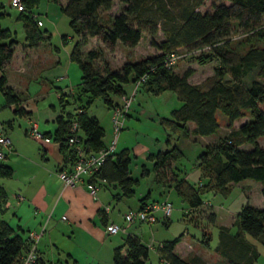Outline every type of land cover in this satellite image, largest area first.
I'll list each match as a JSON object with an SVG mask.
<instances>
[{"label": "trees", "instance_id": "obj_1", "mask_svg": "<svg viewBox=\"0 0 264 264\" xmlns=\"http://www.w3.org/2000/svg\"><path fill=\"white\" fill-rule=\"evenodd\" d=\"M34 1L22 0L24 9L19 11L25 22L28 46L35 45L43 32L38 31V19L29 11ZM204 1L119 0L123 4L122 11L109 15L107 19H101L98 10L109 9L113 0H65L59 4L60 12L68 18L69 28L79 37L69 52V59L79 65L82 74L76 91L68 94L76 105L75 112L57 115L54 132L43 134L57 143L60 152L69 155L67 167L75 162L76 145H82L88 151L108 146L99 120L87 111L90 103L99 98L112 111L121 105V96L127 91L126 84L132 85L146 73L147 77L139 87L155 94L173 91L181 102L169 116L159 118V125L168 136L211 135L218 128V111L226 117L229 127L246 117L214 145H207L198 153V168L205 182L193 185L178 176L175 162L184 155L178 142L154 156L151 169L154 181L173 186L190 209L203 205V193L213 191L226 197L233 184L246 179L259 183L264 196V147L258 143V138L264 136V0H214L220 3L213 4L210 12H201L198 8ZM236 29L242 34L234 39L231 33ZM159 31L162 39L151 40V43L160 53L125 64L121 72L106 70L100 74L92 66L98 53L88 51L87 59L81 55L80 47L85 43V37H95L108 51H113L117 43L131 48L139 43L144 33L154 37ZM15 43L9 31L0 27V92L7 104L17 100L12 90L5 86L2 73L13 55ZM205 46L209 51H201L193 57L200 63L215 58L219 66L201 84L188 80L190 69L178 74L172 66L165 65V57L177 49L194 51ZM252 70H256V76L245 86L241 80ZM63 96L59 95V102L67 104L69 101ZM14 111L21 112L22 109ZM190 122L193 127L189 126ZM73 124L75 129H72ZM71 137L77 138L76 144L67 142ZM129 163L127 149L111 152L90 181L99 179L114 183L120 188V193L115 196L129 198L134 194L133 187L138 184V179L130 176ZM10 175L11 168L0 163V178ZM6 200L5 191L0 186V264H19L21 253L27 252L29 244L19 228L11 227L1 219ZM146 200L147 195L139 200V208L146 205ZM232 229H235L234 233ZM201 236L202 245L209 248L211 235L202 232ZM248 237L264 249V208L245 203L231 228H218V242L213 252L223 264H255L260 253L247 240ZM181 238L176 237L158 246L159 263L202 264L200 258L185 261L174 253ZM148 254L149 248L137 236L127 235L123 244L114 248L112 264H146ZM33 264L43 263L36 257Z\"/></svg>", "mask_w": 264, "mask_h": 264}, {"label": "crops", "instance_id": "obj_2", "mask_svg": "<svg viewBox=\"0 0 264 264\" xmlns=\"http://www.w3.org/2000/svg\"><path fill=\"white\" fill-rule=\"evenodd\" d=\"M59 4L58 2L50 0L47 12L52 10V15L59 14ZM41 25L42 23L37 26ZM68 38H71V36L59 34L55 31L52 33L43 31L40 39L33 46H28L26 40L24 41L25 44H18L15 40L16 43L13 46V55L8 65L12 66L13 71L19 75L12 78L11 82L8 76L5 75V69L2 71L5 77V86L9 87L12 93L17 97L15 102L7 104L0 92L2 96V106L10 107L14 116L19 118L23 117L25 126L33 120L36 124V128L43 133L52 134L54 132L56 128L54 119L57 115L75 112L76 105L72 103V99L68 97V94H73L76 88H68L66 85L62 87L51 86V84L49 85L47 83L45 89H38L37 95L33 97L29 94L28 85L30 80H37L41 84L44 82L46 83L48 81L47 78L52 77L54 74L57 75V79L65 76L61 69L62 62H72L71 59H69V52L71 51L66 52L62 49V45ZM50 50L53 51L55 55L47 54V51L51 52ZM18 52L22 53L23 60L20 59L19 61L18 58L15 59V54L18 55ZM49 56H51V59ZM125 87L126 90H129L131 84H126ZM63 94L65 95L63 97L69 101L67 104L73 105L72 110H66L67 104H64L63 101L59 102V95ZM30 99L33 104L36 101H40L45 103V106L40 109H37L35 106L31 107L28 101ZM18 108H21L22 111L15 112L14 109ZM33 111L36 112L35 116L32 115ZM134 111L139 114L142 112L144 114L146 113L141 108L137 107ZM108 112L110 116L106 119L105 125L102 119L95 116L104 130L103 139L105 145H108L111 141L110 137L108 140L105 138L107 129L112 137L111 110ZM127 116L128 118L130 117L129 114ZM150 117L154 120L152 123L159 125L158 116ZM127 120H125V122L129 121ZM12 124L13 119L2 121L0 122V129L7 133L6 130L11 129ZM193 125L192 122L189 123L190 127H193ZM235 127H237L235 124H233L232 127L228 126V132ZM153 134L136 131V140L131 144V141L120 133L118 141L116 142L113 152H118L122 149L128 150L130 155V176L138 179V184L133 187L134 194L129 197L136 199V207L124 206L122 208L123 212L128 209L139 208V200L146 195L147 200L145 203H152L150 197L154 191H159L161 189V193H167L168 196L172 194L171 192L176 194L173 186L157 184L154 181V176L151 177L153 158L159 151L164 150L161 140ZM120 138H122L121 142ZM202 138L203 136L183 138L185 140L183 147L189 148L191 144L196 146V153L198 155L207 145H214L217 142H201L200 140H203ZM179 139L180 138H178V140ZM33 140V143L30 145L26 144L20 146L16 143L12 145L9 140L10 147L7 157L9 155L10 158L7 159V163L3 164L11 168V175L8 178H0V186L5 191L9 205L3 208L1 219L11 227L19 228L23 238H26L28 232L39 233L41 231V235L35 246V255L43 264H62V262L64 264H112L113 250L120 245L118 240H112L114 236L108 234L107 229L112 224L118 225V222H121L123 213L114 215L113 210L115 209H111L109 204L111 203L110 201H115L118 206L120 201H124V199L128 200L129 198L115 196L120 193V188L114 183H108L99 179L90 181L92 175H82L81 180L74 184L62 183L56 176V171L67 167L69 163L66 160L69 158V155L66 152H60L57 143L54 142L51 137L48 143H43L36 139ZM128 141H130V144H126ZM179 146L184 152L182 146L180 144ZM191 169V171L184 169L182 173H180L175 167L178 176L182 177L181 174H183V178L187 179L193 185H199L205 182L198 168L197 156ZM148 178H152L156 186L161 187H152L150 184L145 183ZM93 182L98 185V190L95 194L90 193L89 190V185ZM195 182L196 184H194ZM142 186H144L143 190L140 188ZM138 188H140V191L137 194L136 190ZM239 193V202H234L233 199L232 203L228 204L227 208L219 210L212 209V212L217 215V221L220 215H226L228 219H232L229 225L221 223L218 225V228H231L235 219L232 213L235 212L234 214L236 216L243 204H253L252 201L247 199V197L250 196L249 191H243L239 188ZM16 195H19L21 198L16 200ZM180 200L185 203L181 198ZM261 202L263 203L261 206L264 208L263 195H261ZM205 204L211 206L208 203ZM205 204L203 201V205L200 208ZM186 206L188 207L187 204ZM255 206L257 207V205ZM106 207H108L107 211L105 210ZM188 209V213H193V211L198 208L190 209L188 207ZM156 211L161 212L162 219V211L160 209H156L155 212ZM192 215L193 214H189V218H192ZM151 225L134 223L126 225L125 227L120 226L125 228L123 234H126L127 228L128 230L133 229V231H140L142 230L141 228L150 229ZM234 231L235 229H232L233 233ZM247 240L254 245L258 251H264L263 247L258 245L252 238L248 237ZM185 247L186 245H183L181 238L180 242L177 243L174 248V253L185 261H191L194 258L200 257L193 250L194 248L188 246L189 250H186ZM24 254L25 252H22L19 259H21ZM201 260L202 264H208L204 262L203 259Z\"/></svg>", "mask_w": 264, "mask_h": 264}, {"label": "rangeland", "instance_id": "obj_3", "mask_svg": "<svg viewBox=\"0 0 264 264\" xmlns=\"http://www.w3.org/2000/svg\"><path fill=\"white\" fill-rule=\"evenodd\" d=\"M9 1L10 0H0V27L6 28L9 31L11 38L16 40L18 44H25L24 19L18 10L10 6ZM57 2L63 4L65 0H57ZM215 3L219 4L220 1L218 2L214 0H205L204 3L198 8V10L201 12H210L212 10L213 4ZM49 5L50 0H35L32 3V6L29 8V11L34 15V17L40 20L42 23L41 26L37 27L38 31H45L47 33H52L53 31H55L59 34L71 36V38H68L62 45V49L64 51H71L73 45L78 41L79 37L72 32L71 28H69L68 18L64 14L59 12V14L57 13L55 15H52V10H50V8V11L47 12ZM122 8L123 4L120 3L119 0H113V3L109 9L100 8L98 10V16L101 19H107L109 15L112 16L119 14L122 11ZM231 34L234 39H237L241 37L242 33L239 29H236L235 32L233 31ZM161 39V31H159L154 37H151L147 33H144L143 38L139 41L136 46L129 48L122 46L120 43H117L113 51H108L102 45V43L98 41L95 37H85V43L81 45L80 50L83 59H87L86 53L88 51L92 50L98 53V56L92 61V66L94 70L98 73L102 74L106 70H108V72L117 73L121 72L125 64L134 63L146 57H150L160 53L159 50L152 45L151 40L160 41ZM197 50H200V52H206L209 51V48H204V50ZM177 52L181 55V57L176 61L175 64H173L172 70L175 73L182 74L185 70L190 69L191 75L188 77V80L191 83H203L213 75L215 68L219 66V61L215 58L207 60L204 63H200L198 59H195L193 57L194 55L200 54V52H197L195 50L189 51L180 48L177 49ZM48 53L50 55H55L53 51H47V54ZM22 56V53L18 52V55L15 54V59L18 58L19 61L20 59L23 60ZM49 58L51 59V56H49ZM61 69L65 74V76L62 78L59 77L57 79V75L53 73L54 75L52 77H48V81L46 83L44 82L43 84H41L37 80H30V83L25 81L29 83L28 90L30 96H36L38 89H45L47 83L49 85L51 84V86L54 85L62 87L66 85V87L68 88L74 87L77 89V86L81 81L82 74L79 65L74 61H72L71 63L62 62ZM5 75L8 76L9 80L12 82V78H15L19 74L13 71L12 66L8 65L5 68ZM255 76L256 70H252L247 76L242 78L241 82L246 86ZM28 101L31 104V107L35 106L37 109H40L45 106V103H42L40 101H36L34 104L31 99ZM180 104V100L177 98V95L173 91H164L159 94H154L152 92H148L143 86L138 87L135 97L133 99L132 107L127 112V115L129 114L130 117L128 118L127 115L125 117V120L128 119L129 121H124L125 127H123V129L119 132L118 137L120 133H122V135H124V137L130 140L131 144H133L136 140V131H142L146 133L148 132L150 134L154 133L153 135L155 137H158L159 140H161L164 149L171 147L173 143L179 141V144L182 146L185 154L179 159H177V161L175 162V167L180 173H182L184 169L191 171L194 160L197 156V147L193 146L192 144L189 148H185V146L183 147V143L185 142V140L182 137L178 140L177 135L175 134H171L170 136L166 135L167 133L158 124L152 123L154 120L150 117H167L170 115V112L174 108L179 107ZM136 107L141 108L146 113H136L134 111ZM72 109L73 105L67 104L66 110ZM87 111L90 114L102 119L104 125L106 124V119H108V116H110L107 106L99 98L94 99L90 103V105L87 107ZM35 113L36 112L33 111L32 115L35 116ZM8 119H13L12 128L6 130L7 133L5 131L3 132L8 137L12 145L14 143H16L18 146L26 144L30 145L31 143H33L34 140L26 133V129L29 124L25 126V120L23 117L19 118L17 116H14L11 112L10 107L2 106V96L0 95V122ZM216 119L218 122V128L216 132L209 136H203V140H200L201 142H215L221 136H224L228 132L229 129H227L228 126L226 125V117L218 111L216 113ZM245 119L246 117H243L239 121H243ZM238 122H235V125H237L236 123ZM109 137L111 140L113 136H110L107 129L105 137L106 140H108ZM118 137L116 142L118 141ZM166 139H169V141L166 142ZM121 140L122 138H120V142ZM130 141H128V143L126 144H130ZM258 143L260 146L264 147V136H260L258 138ZM248 148H251V145H249ZM1 149L5 156L3 158H0V163H7V159L10 158L9 155L7 157L9 150L6 148ZM153 176L154 175L152 172L151 177ZM181 176L183 177V174H181ZM145 183L150 184L152 187L156 186L152 178H148ZM194 184H196V182ZM156 187L160 188L161 186ZM232 187V192L226 197L220 194H215L211 191L203 193L201 197L204 201V204L208 203L211 206L205 204L202 208L194 210L193 213H188L189 209L186 206V203H183L174 192H171L172 194L168 196L167 193H161V189L159 190L160 192L154 191L150 197L151 202L160 203L165 200L171 202L172 212L169 220L164 221L165 219L163 218V214L161 219V212L156 211L155 218L157 221L153 225H151L150 229L141 228L142 230L140 231H133V229L128 230L127 228L126 234H131L132 236H139L140 238H138L141 240V242L149 248L148 260L146 264H159V258L157 256L158 246L165 241H170L180 236H182L183 245H186V250H189L188 246H191L192 248H194L193 250L196 252V254L200 256L198 258L203 259L204 262H207L208 264H223L221 263L222 261L220 257H218L213 252V250L218 242V225L221 223H226L229 225L232 222V219H228L226 215L219 214L220 218L217 221V215L212 212V209L219 210L227 208L228 204L232 203L233 199L234 202H239V188L243 191H249L250 196L247 197V199L253 202V206L257 205V207L263 208L261 206L263 203L261 202L262 194L259 191V183L251 179H246L237 183L236 185L233 184ZM140 188L141 190H143L144 186ZM140 188L136 190L137 194L139 193ZM129 199H124V201H120L118 206L116 205L117 202L110 201V208L115 209L113 210L114 215H118V213H124L122 209L124 206L132 208L136 207V199ZM234 213L235 212L232 213V216L234 215L233 218H236ZM189 214H193L192 218H189ZM120 225L124 227L126 226V224L122 221V218L121 222H118V226ZM202 232H205L206 236L211 235L212 237L209 244V248L204 247L201 243ZM126 234H114L112 240H118L119 245H122L123 241L127 237ZM259 253L260 258L255 264H264V251H259ZM62 264L64 263L62 262Z\"/></svg>", "mask_w": 264, "mask_h": 264}, {"label": "built area", "instance_id": "obj_4", "mask_svg": "<svg viewBox=\"0 0 264 264\" xmlns=\"http://www.w3.org/2000/svg\"><path fill=\"white\" fill-rule=\"evenodd\" d=\"M10 6L14 7L18 11H22L24 9L22 0H10ZM37 25L41 24L40 20L36 21ZM209 48L205 46L201 48ZM200 52V50H195ZM181 57L178 52L169 53L164 61L167 67L173 66L176 61ZM147 74H143L137 79L122 96H121V105L116 107L111 111V124H112V139L107 147L101 148L97 151H88L82 145H76V159L72 166L61 168L56 171V176L58 179L64 184H74L81 180L82 175H92L95 173L103 164L104 160L114 151L116 140L119 132L124 127L125 117L127 112L130 110L133 104V99L137 92L139 85L145 81ZM75 124H73L72 129H75ZM26 133L33 139L40 140L43 143L50 142V138L45 136L43 132L37 130L36 124L31 121L29 126L26 129ZM77 138L71 137L67 140L69 144H76ZM10 142L5 133L0 129V158H3L5 155L2 152L1 148L9 149ZM90 193L95 194L98 190V185L93 182L89 185ZM16 200H19L21 197L19 195L15 196ZM9 202L6 200L4 202V206H8ZM156 209H160L163 214V218L165 220H169L171 212H172V204L168 201H162L160 203L152 202L150 204H146L144 207H140L137 209H128L122 214V220L126 225L130 224H140V225H151L155 223L156 218L154 212ZM108 210V207L105 208ZM125 228L112 224L109 226L108 234L114 235L117 233H124ZM41 235V231L39 233L28 232L26 235V240L29 244L27 252L21 258L19 264H33L36 255H35V246ZM159 264H168L166 261H160Z\"/></svg>", "mask_w": 264, "mask_h": 264}]
</instances>
